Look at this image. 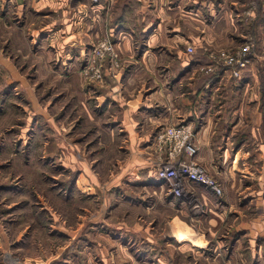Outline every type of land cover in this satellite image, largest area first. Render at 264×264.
Masks as SVG:
<instances>
[{
	"label": "crops",
	"instance_id": "obj_1",
	"mask_svg": "<svg viewBox=\"0 0 264 264\" xmlns=\"http://www.w3.org/2000/svg\"><path fill=\"white\" fill-rule=\"evenodd\" d=\"M60 1L66 3V0ZM118 1L127 6L116 13L121 21L117 24L118 29L123 32L137 31L134 40L126 36L121 39L122 45L132 47L131 44L138 43L144 46L140 55L127 56L130 57L129 64L137 62L136 68L126 72L114 88L106 74V82L99 84L85 81L80 70L75 69L70 72L71 80L55 90V95L62 94V102L56 101L54 107L50 103L43 105V111L33 102L32 106L43 115V152H53L50 150L52 147L47 145L54 143L57 159L61 160L65 168L79 170L75 186L79 189L86 187L88 194H96V189L102 192L117 189L124 197L119 199L118 206L131 208L132 212H135L133 205L140 206L145 200L151 203L144 205L145 209H150L154 204L166 207L168 235L185 246V250H178L199 253L203 257V264H215L212 259L220 260L222 264H264V118H240L242 114L237 115L236 111H250L249 104L243 106L244 102L241 101V104L228 108V97L240 98V92L248 90L250 83L238 89L226 71L211 72L217 78L210 85L186 88V84L192 86L190 75L195 65H192L193 61L197 63L200 59H185L186 54L181 49L185 41L189 42L190 39L195 40L199 47H214L231 41V37H226L224 33L238 25L235 17L243 13L245 0ZM79 3H71V6L75 8ZM259 5L264 10V0H259ZM67 13H62L61 18L69 15ZM208 15H211L210 22L206 20ZM218 18L224 21H218ZM56 20L53 17L49 19L51 23L44 25L52 26V32L49 30L43 41V45L55 46L56 52L64 49V46L67 49L78 43H84L80 48L89 45V34L97 30L100 32L106 26L104 21L99 26L92 25V29L88 28L90 33L82 37L79 32H75L80 25L77 21L74 20L72 24L67 22L69 19L63 21L67 23H61L63 26L58 30L53 25ZM140 32L143 34L140 35ZM61 41L65 44L59 46ZM77 53H66L61 59L62 63L65 62L64 58L70 64L78 62V59L81 60L80 49ZM52 57L50 54L43 55V76L62 77V71L51 70ZM203 58L206 57L203 55ZM0 64L3 67L0 75L4 76V82L18 80L17 88L26 86L23 73L17 70L11 60L0 55ZM130 78L136 82V86L130 84ZM26 92L31 97L30 88ZM222 92L225 95L224 102L223 97L220 98ZM192 94L195 99L189 97ZM193 103L201 119L199 123L194 120ZM49 107L55 108L56 114L63 111L62 116L58 115L60 119L56 117L55 120ZM22 110L26 111L27 108ZM213 110L218 113L216 117L212 116ZM28 118V115L24 117L27 125L21 129L19 137L25 136L22 130L28 128ZM187 119L198 123L194 135L197 146L194 157L220 183L222 196L196 183H190L187 190L197 195L198 202L193 198L187 201L185 196L180 198L181 201H175L176 196L162 193L167 184L157 179L156 168L164 153L158 149L155 135L168 120ZM68 121L71 123L69 130L64 128ZM98 196L101 195L98 193L95 198ZM154 196L158 199L154 200ZM162 196L165 197L162 199ZM103 199L106 201L107 197ZM152 200L156 203H152ZM91 205L90 208L86 207L87 210L91 209ZM198 208L202 211L199 212ZM86 213L85 217L77 216L76 227L71 228L73 234L86 222L89 235L96 223L101 221V215ZM180 214L184 218L181 219ZM125 218L134 219L130 227L136 236L139 235L145 244H149L148 247L153 244L151 239L155 233L149 232L144 222L137 221V215L126 214ZM122 220L125 221L124 218ZM127 227L122 230L127 231ZM106 233L111 234V230L105 227L103 234ZM92 234L95 235V231ZM113 242L117 244L114 239ZM131 246H121L120 253L118 248L116 253L117 258L120 256L119 260L108 259L102 264H130L127 263L129 259H126L129 254L142 256L148 261L152 258V263L156 259L159 264L166 262V257L161 254L151 255L147 246L143 249H132ZM171 254L172 250L168 248L169 258ZM136 259L135 264H144L143 260Z\"/></svg>",
	"mask_w": 264,
	"mask_h": 264
},
{
	"label": "rangeland",
	"instance_id": "obj_2",
	"mask_svg": "<svg viewBox=\"0 0 264 264\" xmlns=\"http://www.w3.org/2000/svg\"><path fill=\"white\" fill-rule=\"evenodd\" d=\"M77 1H80V5L75 8L71 6V3ZM66 6L67 8H65ZM125 7L127 6L118 0H66V3H62L60 0L0 1V55L11 60L17 70L23 73V78L26 82V86L23 85L24 87L17 88L19 85L18 80L9 83L8 80L4 82V76L0 75V264H102L105 260L116 259L118 248L120 253L121 246L130 247V244L134 248L145 245L147 249H150L151 255H163L166 257L164 264H203V257H200L199 253L178 250V248L185 250L183 249L185 246L180 245V242L168 235L166 207L162 205L158 207L157 204H154L150 209H145L144 205L151 204L145 200L140 206H132L135 213L131 211V208L118 206L119 199H124V197L120 195L121 192L117 189L107 190L106 192L96 189V194H88L86 187L79 189L74 185L76 189L70 192L73 188L67 189L66 186L70 183L73 184L77 177L76 173L79 170L72 171L68 168L71 170L70 172L61 165V160L57 159L54 152V143L47 145V147H52L50 150H53V152H43V115L32 106L33 102H36L42 111L43 105L47 106L50 103L53 106L56 101L62 102V94L55 95V90L71 80L70 72L75 69L80 70L85 81L99 84L106 82L103 76L106 74L105 76L112 81V87L114 88L126 72L136 68L137 62L129 64L130 57L127 56L132 55V57H135L140 55L144 46L138 43H130L132 47L122 45L123 41L121 39L123 40L126 36L134 40V35L137 33L134 30L123 32L117 27V24H120L121 21L118 16L116 17V13ZM261 10L262 7L259 5V0H245L243 13L235 17L237 19L235 23H238V25L224 33L226 37H231V41L225 42L224 45H215L214 47L203 45L199 47L195 40L190 39L189 42L185 41V46L181 47L184 54H186L184 55L185 59H200L197 63L193 61L192 64H195L190 75L192 76V86L186 84L185 87H204L205 84H208L205 77L211 72L206 73L202 68L204 66L209 67L208 62L211 51L216 56L220 49L234 51L243 47L247 41H253V46L247 55L249 57L248 74L251 76V80L248 82L250 83L248 90L243 93L240 92V98L229 96L227 99L228 108H232L237 103L241 104V102H244L243 106L249 104L248 108L250 111H236L237 115L242 114L240 116L242 119L250 117L264 118V12ZM73 11L74 15L78 14L77 17H74ZM102 11L103 14H101ZM62 13L69 15L62 19ZM53 17L57 19L53 25L57 26L58 30L63 26L61 23L69 22L72 24V22L77 21L80 25L75 32H79L82 37L87 36L86 34L90 33L89 30L94 25L99 26L98 24L104 21L106 26L100 32L97 30L94 34H89V45H84L80 48V45L84 43L71 46H68L69 43H67L69 52H67L65 46L64 52L63 48L56 52L55 46L51 45L48 47L47 44L43 45V41L49 34L48 32H52L50 30L52 26L45 27L44 25L51 23L49 19ZM210 18L211 15H208L206 20L210 22ZM222 19L218 18L217 20L223 22L224 20ZM66 20L68 21L63 22ZM123 25L126 24L123 23ZM141 34L143 32H140ZM104 40L112 43L111 49L104 50L100 46ZM63 44L65 42L61 41L59 46ZM188 44L194 47V52L189 53L186 51ZM96 48L101 49L105 53L99 56ZM78 49H80L81 60L78 59V62L70 64L64 58L65 62L62 63L61 59L66 53L71 55L72 53L78 54ZM49 54L54 56L50 63L51 70L62 71V77L56 78L49 75L46 78L43 76V55L49 56ZM56 55L59 56L56 57ZM203 55L206 58L201 59ZM214 64L217 71L223 69L222 64ZM93 66H95L94 69ZM137 67L140 70L143 69L142 67ZM1 68L3 67L0 64V71L2 70ZM174 69L178 72L176 67ZM92 70H100L102 72L101 77H93ZM129 82L131 85L135 84L136 86V82L132 78H130ZM248 83L244 85L246 86ZM15 85L16 87L14 88ZM27 88H30L32 92V101H30L31 97L27 95ZM192 95L189 97L194 98L195 96ZM222 97V102H224L225 95L223 92L220 98ZM44 102H47V104ZM24 107L27 108L26 111L22 110ZM53 107H49V109L56 120L58 115H63V111L56 114ZM192 109L194 120L199 123L201 119L198 112L196 113L197 107L194 106V103ZM211 113L215 117L218 114L214 110ZM225 113L227 114L228 111H225ZM27 115L30 123L26 131L22 130L25 136L19 137L21 129L27 125L24 119ZM58 118L60 119V117ZM180 122H191L194 126V131L198 129V123L195 124L191 119L181 121L168 120L163 126L165 128V126L176 125ZM64 128L69 130L71 123L68 121ZM161 129L157 131L154 138L155 141ZM35 138L39 141L42 140L41 150L39 151L38 149L36 153L43 162L44 169L42 176H40V182L36 180V177L32 180V177L24 175L22 170L14 174L12 170H9V163L6 164L10 157L14 158L17 155L16 153L22 151L21 147L25 150V144ZM23 153L27 158L30 157L31 160L32 153L30 155L26 150ZM43 153H45L44 156ZM47 163L50 164L47 166ZM92 168L94 169V166ZM23 187H25V193H28L27 197L24 194H18L22 192ZM164 192L167 193V188L162 193L164 194ZM11 193L14 194L12 195ZM98 193L101 196L96 199L95 195L97 196ZM78 194L80 197L76 196ZM104 194L107 197L106 201L103 199L105 197ZM167 194L172 196L169 193ZM194 195L192 198L195 199V202H198L197 195ZM163 197L165 196H162V199ZM155 198L158 199L157 196H154V200ZM180 198L184 197L176 196L174 199L175 201L178 199L181 201ZM26 199L30 201L27 206L25 204ZM185 199L191 201V198L185 197ZM154 200H152V203H156ZM91 203V209L87 210L86 207L90 208ZM29 204L30 207L28 208ZM198 210L199 212L202 211L200 208ZM94 212L101 215L99 217L101 221L97 222L96 227L92 230V232L95 231V235L92 232L88 235L85 226L88 223L86 222L77 233L73 234L71 232V228L76 227L78 215L81 218L85 213L91 215ZM131 213L138 216L137 221L144 222V226L147 225L149 232L155 233V235H152L153 239H151L153 244L149 247V244H145V241H142L143 239L139 238V235L137 237L134 230H132L134 219L130 218L127 220L125 218L126 214L133 216ZM21 214H25L24 217L20 216ZM163 216L164 220H162ZM179 217L181 219L184 218L182 214ZM123 218L125 221L122 220ZM99 219L97 218V220ZM107 219H109V222ZM105 222L108 223L106 224ZM126 226H128V230H122ZM105 227L106 230H111L112 235L110 233L103 234ZM72 235L75 236L73 237ZM119 237L123 239L120 240ZM115 238L117 239L115 240ZM113 239L117 243L116 245ZM168 248L172 250L170 258L168 256ZM129 251L132 253V250ZM141 257L129 254L126 257V259H129L127 263L135 264L134 259L139 258L143 260L144 264H159L157 259L155 260L156 262L152 263V258H149L150 260L148 261V259H142ZM119 258L120 256L116 260H119ZM212 261L215 264H222L217 259L216 261L212 259ZM117 263L120 262L118 261Z\"/></svg>",
	"mask_w": 264,
	"mask_h": 264
},
{
	"label": "built area",
	"instance_id": "obj_3",
	"mask_svg": "<svg viewBox=\"0 0 264 264\" xmlns=\"http://www.w3.org/2000/svg\"><path fill=\"white\" fill-rule=\"evenodd\" d=\"M111 44V42L104 40L100 46L104 50H108L112 48ZM252 46L253 41H247L238 50L227 51L220 49L216 56L211 51L209 54V67L204 66L202 69L206 73L214 72L216 70L214 63H220L223 69L218 71H226L232 77L239 78L243 70L248 66L249 57L247 55L250 53ZM96 50L99 56L105 53L101 49L96 48ZM186 51L192 53L194 52V47L188 44ZM94 68L95 66H93ZM101 75L102 72L100 70L92 72L93 77H101ZM194 135V126L191 122H180L176 125L165 126L158 132L156 144L158 149L164 153V157L158 161L156 177L167 184V193L173 196L192 198L194 194L187 190V186L190 183L202 185L212 190L216 195L221 196L223 188L220 183L194 157L197 151Z\"/></svg>",
	"mask_w": 264,
	"mask_h": 264
},
{
	"label": "trees",
	"instance_id": "obj_4",
	"mask_svg": "<svg viewBox=\"0 0 264 264\" xmlns=\"http://www.w3.org/2000/svg\"><path fill=\"white\" fill-rule=\"evenodd\" d=\"M261 11L264 12L263 7H262ZM248 70H249V67L247 66L243 70L242 75L239 78L232 77V80L235 81L236 85L238 86V89L245 86L244 84H247L248 82H250L251 76L248 74ZM205 78H206V81L208 82V84L210 85L212 82H214L216 80L217 77H216L215 73H211V74L207 75ZM41 146H42V140L39 141L36 138L34 140L31 139L30 142L25 144V150L28 151L30 155L32 153L31 160H30V157L27 158L25 156V154L23 153V151H25V150H23L24 148L21 147L20 149H22V151H19V153H16L17 155L14 156V158L10 157V159H8V162H6V164L9 163L8 164L9 170H12L14 174H17V173L21 172L20 170H22L24 175L30 176V178L32 177V180H33V178L36 177V180H38V182H40V176H42L44 169H43V162L36 155V153H37L38 149H39V151L41 150ZM50 163H54V162H50ZM50 163H47L46 165L48 166ZM24 184H23V186H24ZM71 184L72 183H70V184H68V186H66L67 189L73 188V190H70V192H72V191H74V189H76L74 186L75 184L73 183L72 186H71ZM11 189H13V188H11ZM11 192H14V191H11ZM17 192H19V191H17ZM22 192L18 193V194H24L26 197L28 196V193L27 194L25 193V187H23ZM11 194L13 195L14 193H11ZM67 196H68V194H67ZM76 196L80 197L79 194ZM28 203H30V201H27V199H26V203H25L26 206ZM29 207H30V204L28 205V208ZM10 213H12V212H10ZM24 215L25 214H21L20 216L24 217ZM143 247H146V246L143 245L141 249H143ZM131 248L133 249L134 247L131 246ZM149 253H151V252H149Z\"/></svg>",
	"mask_w": 264,
	"mask_h": 264
}]
</instances>
